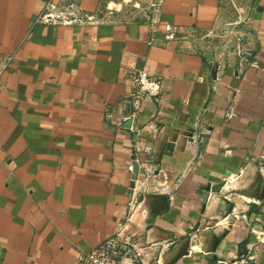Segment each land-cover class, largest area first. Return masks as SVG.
Returning <instances> with one entry per match:
<instances>
[{"label": "crops", "instance_id": "1", "mask_svg": "<svg viewBox=\"0 0 264 264\" xmlns=\"http://www.w3.org/2000/svg\"><path fill=\"white\" fill-rule=\"evenodd\" d=\"M148 1L0 0V264H90L118 231L121 264H264V0H161L167 45Z\"/></svg>", "mask_w": 264, "mask_h": 264}, {"label": "built area", "instance_id": "2", "mask_svg": "<svg viewBox=\"0 0 264 264\" xmlns=\"http://www.w3.org/2000/svg\"><path fill=\"white\" fill-rule=\"evenodd\" d=\"M161 0H149L145 5L146 22L150 30V42H155V34L160 33L159 42L167 45L178 39L179 27L162 21L160 17ZM139 7V6H136ZM82 16L78 9L71 6L59 7L54 2H49L36 17V22L48 24H67L82 22ZM130 78L133 89L119 104V112L122 114L121 127L129 128L137 133L134 121L137 113L146 100H158L162 94L163 81L145 69L132 70ZM131 172L136 174L133 165L129 166ZM134 245L129 237H121L120 231L105 239L88 257L90 264H121L123 253H132Z\"/></svg>", "mask_w": 264, "mask_h": 264}, {"label": "water", "instance_id": "3", "mask_svg": "<svg viewBox=\"0 0 264 264\" xmlns=\"http://www.w3.org/2000/svg\"><path fill=\"white\" fill-rule=\"evenodd\" d=\"M248 264H254V263L251 262V263H248Z\"/></svg>", "mask_w": 264, "mask_h": 264}]
</instances>
